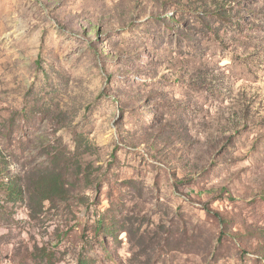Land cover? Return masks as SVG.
Instances as JSON below:
<instances>
[{"label":"rangeland","instance_id":"rangeland-1","mask_svg":"<svg viewBox=\"0 0 264 264\" xmlns=\"http://www.w3.org/2000/svg\"><path fill=\"white\" fill-rule=\"evenodd\" d=\"M0 264H264V0H0Z\"/></svg>","mask_w":264,"mask_h":264},{"label":"trees","instance_id":"trees-1","mask_svg":"<svg viewBox=\"0 0 264 264\" xmlns=\"http://www.w3.org/2000/svg\"><path fill=\"white\" fill-rule=\"evenodd\" d=\"M7 187V191L11 196L21 195V190L15 187L13 182L5 184Z\"/></svg>","mask_w":264,"mask_h":264}]
</instances>
